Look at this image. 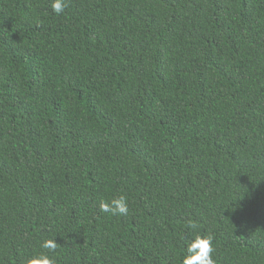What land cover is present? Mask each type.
I'll return each instance as SVG.
<instances>
[{
	"label": "trees",
	"instance_id": "1",
	"mask_svg": "<svg viewBox=\"0 0 264 264\" xmlns=\"http://www.w3.org/2000/svg\"><path fill=\"white\" fill-rule=\"evenodd\" d=\"M51 3L0 0V264H264V0Z\"/></svg>",
	"mask_w": 264,
	"mask_h": 264
},
{
	"label": "clouds",
	"instance_id": "2",
	"mask_svg": "<svg viewBox=\"0 0 264 264\" xmlns=\"http://www.w3.org/2000/svg\"><path fill=\"white\" fill-rule=\"evenodd\" d=\"M70 0H52L51 7L55 14H61L69 6ZM99 208L101 212L110 213L113 216H127L129 213L128 198L125 194H120L110 200H100ZM188 228L192 230V238L187 242L182 264H216L214 259L213 236L201 234L197 229V222L188 221ZM41 247L54 252L57 248L55 239H46ZM26 264H56L48 252L34 253Z\"/></svg>",
	"mask_w": 264,
	"mask_h": 264
}]
</instances>
